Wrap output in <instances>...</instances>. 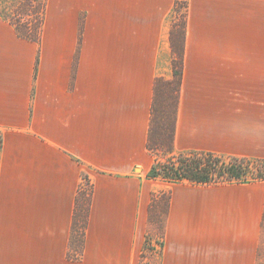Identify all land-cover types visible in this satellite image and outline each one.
Masks as SVG:
<instances>
[{"label":"crops","instance_id":"1","mask_svg":"<svg viewBox=\"0 0 264 264\" xmlns=\"http://www.w3.org/2000/svg\"><path fill=\"white\" fill-rule=\"evenodd\" d=\"M0 0V264H139L170 192L159 264H264V181L148 177L155 79L177 0H43L40 42ZM175 150L264 159V0H188ZM93 184L85 247L76 196Z\"/></svg>","mask_w":264,"mask_h":264},{"label":"trees","instance_id":"2","mask_svg":"<svg viewBox=\"0 0 264 264\" xmlns=\"http://www.w3.org/2000/svg\"><path fill=\"white\" fill-rule=\"evenodd\" d=\"M23 8L35 13L36 21L28 24L26 19L15 25L19 36L40 42L44 20L45 3L43 0H23ZM38 4V8L33 6ZM186 16L182 23H173L170 30V43L173 53L172 78L158 76L155 79L154 99L151 108V122L148 138V149L163 150L166 153L164 160L155 161L148 172L151 179H161L169 183H188L192 185H219L227 183H245L264 181V159L239 156H226L209 151L177 152L175 150V137L177 116L180 106L181 90L185 63V42L187 30L188 2ZM180 2L175 4V12H179ZM21 24V23H20ZM89 184L84 188V181ZM93 184L88 174L83 173V181L76 196L74 221L71 232L69 258L80 259L84 252L88 217L92 201ZM156 195L153 194L150 204L154 211ZM170 192L165 198V220L169 210ZM164 230L161 239V248L164 246ZM148 242L146 235L143 250ZM143 253V251H142ZM142 256V254H141Z\"/></svg>","mask_w":264,"mask_h":264},{"label":"rangeland","instance_id":"3","mask_svg":"<svg viewBox=\"0 0 264 264\" xmlns=\"http://www.w3.org/2000/svg\"><path fill=\"white\" fill-rule=\"evenodd\" d=\"M180 2V10L179 12H174L171 16V26L173 23H182V21L185 20L186 16V4L188 0H177ZM23 0H7L2 5V11L3 13L11 18L13 21L18 23L19 27H22V22L20 20L26 19V22L28 24H33L36 21V15L35 13L26 11L25 8H23ZM38 4H35L33 6V9L38 8ZM34 9V10H35ZM21 23V24H20ZM173 58V53H172ZM171 69H172V62H171ZM172 71V70H171ZM164 76V75H162ZM173 76V74H172ZM168 76H164L167 79L172 78ZM151 156L153 157L154 162L158 160H164L166 158V153L163 150H152ZM154 164V163H153ZM160 181H163L161 179H157ZM165 182V181H163ZM167 183V182H166ZM89 184L87 181H84V188H88ZM169 190L166 187H160L155 191L153 194H155L156 202L154 211L151 212L152 216L150 218L149 225L147 227V236H148V242L144 248L142 256L140 258L139 264H159L160 262V255H161V239L163 236V225L165 221V198L168 194Z\"/></svg>","mask_w":264,"mask_h":264}]
</instances>
